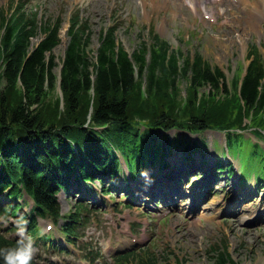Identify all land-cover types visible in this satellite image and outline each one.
<instances>
[{
  "label": "trees",
  "instance_id": "1",
  "mask_svg": "<svg viewBox=\"0 0 264 264\" xmlns=\"http://www.w3.org/2000/svg\"><path fill=\"white\" fill-rule=\"evenodd\" d=\"M61 26L39 20L22 3L9 13L0 9V215L16 218L29 197L33 204L21 218L31 233L38 218H60L57 194L73 182L126 180L123 164L140 178L148 168H164L179 148L204 154L197 142L171 135L173 129L221 130L228 142L243 140L241 131L249 128L264 136V61L255 51L245 76L238 71L229 84L198 52L183 54L155 33L129 53L109 27L94 51L90 26L75 16L59 63ZM58 87L62 106L60 98L47 101ZM250 172L244 166V177ZM69 218L63 230L73 240L70 223L77 218ZM16 243L0 234V247ZM134 257L115 264H171ZM209 264L239 263L223 247Z\"/></svg>",
  "mask_w": 264,
  "mask_h": 264
},
{
  "label": "rangeland",
  "instance_id": "2",
  "mask_svg": "<svg viewBox=\"0 0 264 264\" xmlns=\"http://www.w3.org/2000/svg\"><path fill=\"white\" fill-rule=\"evenodd\" d=\"M18 3L25 4L29 12H37L41 21H62V41L55 49L59 63L69 41L70 19L77 14L91 27L94 51L99 46L101 32L109 26L118 28V40L130 53L142 40L150 43L154 31L184 54L193 56L198 52L212 66L221 68L229 83L237 70L244 71L248 66V55L254 47L264 57V18L258 17L260 13L264 14V0H241L238 3L232 0H0V9L9 13ZM187 83H181L182 94H185ZM60 96L58 87L49 93L47 101ZM60 101L62 106V98ZM202 137L209 140L214 159L224 158L236 164L238 179L235 184L229 181L218 187L211 200L207 199L203 206L196 205V208L191 199L178 207L161 208L160 212L155 210L154 203L128 208L120 205L121 197L112 199L104 210L90 215L82 212V221L75 226L82 235L85 232V237L62 249L56 246L65 241L61 227L65 217L75 211L78 197L61 192L63 218L58 223L40 220L38 224L40 235L49 236L53 245L50 239L43 242L33 237V256L37 264H90L88 257L92 248L93 252L101 250L106 259L94 264H112L114 252L128 251L133 247H145L141 257L146 258L151 253L158 261L171 264H209L210 258L222 247L239 264H264V216H255L259 209L264 211V191L257 188L254 196H247L242 195L246 190L241 189V194L237 195L239 162L253 172L264 174V168H261L264 150H256L248 140L259 142L264 148L263 139L252 135L250 130L245 131L247 139L242 136L244 141L240 137L233 138L234 142L228 144L231 155L228 157L227 153L224 155V135L215 132L194 135V139ZM212 145L215 149L220 148L215 151ZM252 150L257 153L251 154ZM246 184L245 187H253L254 178ZM96 185L100 188L99 184ZM111 198L107 196V199ZM239 199L245 200L246 204L237 206ZM23 210L28 211L29 207ZM0 222L2 230L8 229L4 231L8 236L21 239L19 229L24 227L23 236L27 237L25 226L15 220ZM48 225L52 226L50 231L46 230Z\"/></svg>",
  "mask_w": 264,
  "mask_h": 264
},
{
  "label": "clouds",
  "instance_id": "3",
  "mask_svg": "<svg viewBox=\"0 0 264 264\" xmlns=\"http://www.w3.org/2000/svg\"><path fill=\"white\" fill-rule=\"evenodd\" d=\"M24 231V227H20L22 238L14 246L0 247V257L3 258L4 264H30L32 261L35 251L34 240L31 236L24 237Z\"/></svg>",
  "mask_w": 264,
  "mask_h": 264
},
{
  "label": "bare ground",
  "instance_id": "4",
  "mask_svg": "<svg viewBox=\"0 0 264 264\" xmlns=\"http://www.w3.org/2000/svg\"><path fill=\"white\" fill-rule=\"evenodd\" d=\"M195 9H196V7H195ZM258 17H259V19L264 18V14L260 13Z\"/></svg>",
  "mask_w": 264,
  "mask_h": 264
}]
</instances>
